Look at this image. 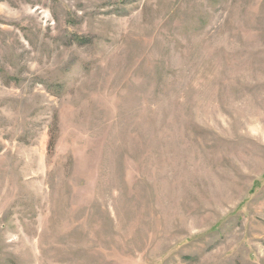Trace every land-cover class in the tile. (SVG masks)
Here are the masks:
<instances>
[{
	"label": "rangeland",
	"instance_id": "obj_1",
	"mask_svg": "<svg viewBox=\"0 0 264 264\" xmlns=\"http://www.w3.org/2000/svg\"><path fill=\"white\" fill-rule=\"evenodd\" d=\"M0 264H264V0H0Z\"/></svg>",
	"mask_w": 264,
	"mask_h": 264
}]
</instances>
